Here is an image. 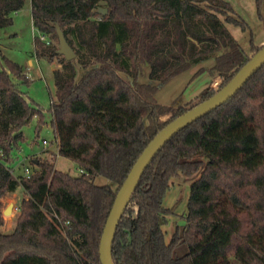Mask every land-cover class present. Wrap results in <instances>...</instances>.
Wrapping results in <instances>:
<instances>
[{"label":"trees","instance_id":"1","mask_svg":"<svg viewBox=\"0 0 264 264\" xmlns=\"http://www.w3.org/2000/svg\"><path fill=\"white\" fill-rule=\"evenodd\" d=\"M256 2L261 15L264 0ZM25 4L0 0V29ZM31 13L49 40L35 38L36 55L62 64L54 69L49 109L58 155L84 172L71 175L38 157L29 175L14 174L23 129L34 118L41 128L45 109L23 89L31 81L24 67L0 51V227L2 198L24 192L13 231H0V264H102L101 235L138 156L170 121L216 92L207 87L196 103L175 107L156 101L159 87L214 58L196 75L223 78L221 88L263 45L250 54L231 34L227 23L246 24L226 0H31ZM58 26L76 52L71 60L58 53ZM98 176L115 187L96 184ZM180 176L192 179L185 222L168 240L164 227L176 206L164 201ZM112 254L115 264H264V64L154 157L119 222Z\"/></svg>","mask_w":264,"mask_h":264},{"label":"rangeland","instance_id":"2","mask_svg":"<svg viewBox=\"0 0 264 264\" xmlns=\"http://www.w3.org/2000/svg\"><path fill=\"white\" fill-rule=\"evenodd\" d=\"M226 1L233 6L235 16L246 24L244 28L242 24L227 23V28L251 54L252 47L264 44V2L260 15L256 0ZM37 36H40V32L33 24L31 0H26L25 7L14 14V22L11 26L0 29L1 54L22 65L25 73L28 68H31L30 84L24 85L23 89L28 92L31 99L45 109L46 123L41 128L37 127L38 121L37 118H34L30 125L23 129L24 140L21 142L17 153L19 159L12 163L14 174L16 176L24 175V166L31 169L33 167L32 160L41 157L54 159L58 170L77 175L80 173L77 163L58 155L57 137L51 126L52 113L49 109L52 98L56 97L54 69L62 68V64L57 59L50 61L48 58L36 55L35 38ZM0 61L1 68L5 65L3 57L0 58ZM211 64V60L204 61L203 66H198L193 71L191 68L161 85L155 94L156 101L163 105H174L175 107L187 103H196L201 91L208 87L210 82L209 73L204 72L198 75L196 73L202 67L208 69L207 67ZM148 73L149 68L146 66L140 80L148 82ZM222 82L223 78L216 77L209 87L217 91ZM169 116L165 115L162 118L166 120ZM44 140L47 143H44ZM191 181V178L185 176L173 179L171 188L166 195L164 205L169 208L176 206L175 214L168 217L169 224L164 227L168 239L171 238L175 226L185 222L183 215L186 212ZM95 183L98 185L110 184L113 187L116 185L102 176L96 177ZM23 197L24 192L20 187L15 193H8L2 198V214L5 223L0 227L1 232L10 233L13 231L20 213L16 207L20 205ZM10 204H13L12 212L4 214Z\"/></svg>","mask_w":264,"mask_h":264},{"label":"water","instance_id":"3","mask_svg":"<svg viewBox=\"0 0 264 264\" xmlns=\"http://www.w3.org/2000/svg\"><path fill=\"white\" fill-rule=\"evenodd\" d=\"M99 12L106 14L107 8L100 7ZM59 39L58 53L67 60L76 57V52L69 44L60 26L57 27ZM264 44L251 58L234 74V76L211 97L194 105L184 113L177 116L163 127L143 149L138 156L126 179L119 187L113 206L106 220L99 246V255L102 264H115L113 260V242L119 222L142 178V175L154 157L180 130L209 113L213 109L225 103L233 97L243 85L263 66ZM13 204H10L4 214L12 212Z\"/></svg>","mask_w":264,"mask_h":264},{"label":"built area","instance_id":"4","mask_svg":"<svg viewBox=\"0 0 264 264\" xmlns=\"http://www.w3.org/2000/svg\"><path fill=\"white\" fill-rule=\"evenodd\" d=\"M40 37H41L42 40H45V41H47V42L49 43V40H48L47 37H45L44 35H40ZM31 71H32L31 68H28V69H27L26 74H27L28 77H29V75L31 74ZM57 142H58V140H57ZM44 143H47V141L44 140ZM1 155H2V152L0 151V156H1ZM80 172H84L83 169H80ZM30 173H31V169L28 168V167H26V166H24V175L27 176V175H29ZM16 209L19 211V210H20V205L17 206Z\"/></svg>","mask_w":264,"mask_h":264},{"label":"crops","instance_id":"5","mask_svg":"<svg viewBox=\"0 0 264 264\" xmlns=\"http://www.w3.org/2000/svg\"><path fill=\"white\" fill-rule=\"evenodd\" d=\"M18 13V12H17ZM208 60H211L212 61V64H211V66H209V67H207V68H210V67H212L214 64H215V59L214 58H210V59H208ZM207 61V60H206ZM203 66V62L202 63H200V64H198V65H196V66H194L193 67V69H192V71L195 69V68H197L198 66ZM32 72V71H31ZM216 78V77H215ZM214 81V78L213 77H211L210 76V82H209V85H208V87L212 84V82ZM207 88V87H206ZM58 143V142H57ZM168 238V237H167ZM170 239V238H169ZM168 239V240H169Z\"/></svg>","mask_w":264,"mask_h":264}]
</instances>
